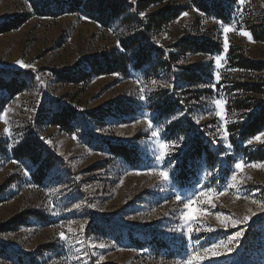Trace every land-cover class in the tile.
Segmentation results:
<instances>
[{
  "label": "rangeland",
  "instance_id": "374dc122",
  "mask_svg": "<svg viewBox=\"0 0 264 264\" xmlns=\"http://www.w3.org/2000/svg\"><path fill=\"white\" fill-rule=\"evenodd\" d=\"M39 1L0 0V264H188L212 244L219 256L191 264H264V159L254 156L264 149L254 139L264 130L245 140L228 131L247 118L230 108L237 92L228 90V75L237 70L227 57L230 47H243L249 59L264 61V43L239 34L264 24V0L224 3L226 20L180 0L188 9L152 29L124 56L125 69L107 74L92 73L91 61L114 49L124 54L120 39L138 25L122 17L103 26L77 12L39 15ZM124 1V16L135 17L139 0ZM221 21L233 31L224 33ZM185 38L219 48L182 52L176 45ZM146 43L163 54L147 51L137 67L134 54ZM182 68L200 80L183 81ZM65 71L78 81L58 80L55 73ZM84 72L90 75L80 80ZM56 113L68 116L66 127L53 124ZM28 142L37 164L14 156ZM199 143L213 155L199 153ZM162 152L170 154L158 160ZM47 157L52 165L36 182L32 173ZM237 231L241 237L229 241Z\"/></svg>",
  "mask_w": 264,
  "mask_h": 264
},
{
  "label": "trees",
  "instance_id": "16d2710c",
  "mask_svg": "<svg viewBox=\"0 0 264 264\" xmlns=\"http://www.w3.org/2000/svg\"><path fill=\"white\" fill-rule=\"evenodd\" d=\"M236 0H191L200 12L206 15H213L221 20H226L224 13L226 6L224 3L233 4ZM160 3L161 7L156 11L146 13L145 18L141 19L138 16L145 11L150 5ZM190 4V3H189ZM132 6V5H131ZM136 9L134 11L135 17L132 15L124 16L127 13L129 5L124 0H40L38 4L37 13L39 15L57 16L65 12L82 13L88 18L96 20L103 26L108 25L112 20L122 18L123 23L135 22L138 25V30L134 35H129L120 39V47L125 53L117 52L116 49L111 51L110 55L103 54L99 58L91 61L92 73L107 74L125 69L126 54L133 52L138 46L140 47L141 40L150 39V32L154 28H160L163 25L175 20L182 12L188 9V6L181 5L180 0H139L137 4L133 5ZM37 8V7H35ZM260 26L250 25L253 40L255 42L264 43V24ZM148 43L144 45L142 52L137 51L134 54L136 66L139 67L146 62L147 55L152 50L156 49L159 54H163L158 48L149 46ZM182 52H207L218 50L211 41L205 39H189L185 38L181 43L176 45ZM148 47L147 50L146 48ZM148 51V52H147ZM228 63L231 67L237 70V73L229 77L230 92H237L234 101L231 102V110L242 113L241 118H247L245 121L235 123L228 127L229 132H237L242 140L253 137L264 130V61H255L249 59L243 47H230L228 52ZM174 60L175 56L170 55ZM181 79L185 82H195L200 80V76L194 73L191 68H182ZM58 80L70 83L77 82L75 76L70 71L56 72ZM90 72L82 73L80 80L88 78ZM79 80V81H80ZM219 86V85H217ZM189 92V90H187ZM166 112H170L166 110ZM53 124L61 127H66L68 124V116L63 113L54 114ZM200 153L204 150L208 157L213 155L212 151L207 148V145L199 143L195 146ZM15 158H29L33 163L39 162V153L35 151V145L31 143H24L13 149ZM255 159H264V149L255 153ZM47 157L37 166V171L32 173V177L36 182H41L45 176L46 170L52 165Z\"/></svg>",
  "mask_w": 264,
  "mask_h": 264
},
{
  "label": "snow or ice",
  "instance_id": "6c2138e0",
  "mask_svg": "<svg viewBox=\"0 0 264 264\" xmlns=\"http://www.w3.org/2000/svg\"><path fill=\"white\" fill-rule=\"evenodd\" d=\"M133 2H135V0H133ZM238 3H244V0H238ZM140 15H141V17H144V16H145V13H144V12H141ZM184 15H187V13H185ZM220 23L223 25V22H222V21H221ZM223 31H224V33H228L229 31H233V28H231L230 26H227V25H223ZM239 34H240V35H244V36H246V37L249 39V41H252V35H251L248 31L241 30V31L239 32ZM224 47H225V49H227V47H228L227 36H225ZM216 59H217V63H219L220 57H217ZM17 63H18V64L20 65V67H22V68H31V67H32V65H30V64H29V65L24 64L23 61H17ZM33 70H34V69H33ZM217 78H219V75H218V74H217ZM153 83H156V82L154 81ZM161 87H172V86H171V85H163V84H162ZM140 99L143 100V99H145V97H144L143 95H141ZM222 103H223V101H221V100H216V101H215V104H216L217 106H220ZM7 111H8V110H5V112H7ZM0 118H2V116H0ZM147 122H148V127H149V128H152V126H153V125H152V122H151L150 120L147 121ZM197 122H199V121H197ZM4 131H5V132H8V129L5 128ZM151 135H152L153 137H157V136L159 135V132H158V131H153V132L151 133ZM225 135H226V134H225ZM262 136H264V133H262V134H260V135H257L256 137H254V139H255L256 141H258V142H264V141L261 140V137H262ZM42 139H43V137H42ZM166 143H167V142L165 141V143H162V144L160 145V147L163 149V148L165 147ZM248 143L251 144V143H252V140H249ZM174 146H175V145H173V147H174ZM169 154H170V153L166 154V153H163V152H162V153L157 157V159H158V160H162V159L165 158L166 155H169ZM13 163H16V162L13 161ZM242 166H243V165H242L241 163H239V162L235 165V167H236L237 169L242 168ZM252 166L255 167L256 165H252ZM25 174H27V173H25ZM157 175L159 176V178H160L161 180H164V181L169 180V173H168L167 171L161 170V171H159V172L157 173ZM233 179H235V175H233ZM198 195H204V193L201 192V193H199ZM220 195H223V193H220ZM181 199H182V197H181L180 195H177V196H176V200H177V201H181ZM194 202H195V201H194V198H190V199L184 204V207H185L186 209H191V207H192V205H193ZM260 207H261L262 210H264V204H261ZM190 216H191V212H188V213H185V214H184V218H185V219L190 218ZM217 219H220V217L218 216ZM248 219H249L248 216H245V217H244V220H245V221H247ZM231 223H232V226L235 227L237 224L241 223V221H238V220H232ZM81 227H82V226H81ZM191 231H192V229L190 228V229H189V232H191ZM196 231H199V229H196ZM206 231H207V232H212V231H215V229L209 227V228L206 229ZM241 235H242V232H241V231H237L234 235L230 236V237L228 238V240H229V241H236L237 239H239V238L241 237ZM60 239H61V240H64V239H65V235H64L63 232L60 233ZM221 243H223V242H221ZM100 247H104V245L101 244ZM217 248H218V245H217V244H212L209 248H204V249H203L204 256H201L200 253H197V254H195V255L191 258V260H195V259H201V260H203V259H205V258H208V253H211L212 256H219L221 253H220L219 251H215V249H217ZM228 251H231V248H229ZM101 259H103V257H101ZM191 260L188 262V264H191Z\"/></svg>",
  "mask_w": 264,
  "mask_h": 264
}]
</instances>
